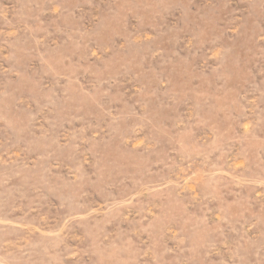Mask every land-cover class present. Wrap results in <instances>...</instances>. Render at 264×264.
Masks as SVG:
<instances>
[{"label": "rangeland", "instance_id": "rangeland-1", "mask_svg": "<svg viewBox=\"0 0 264 264\" xmlns=\"http://www.w3.org/2000/svg\"><path fill=\"white\" fill-rule=\"evenodd\" d=\"M0 264H264V0H0Z\"/></svg>", "mask_w": 264, "mask_h": 264}]
</instances>
